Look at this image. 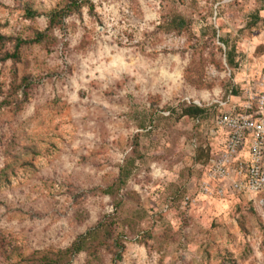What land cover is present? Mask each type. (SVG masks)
<instances>
[{
  "label": "rangeland",
  "instance_id": "obj_1",
  "mask_svg": "<svg viewBox=\"0 0 264 264\" xmlns=\"http://www.w3.org/2000/svg\"><path fill=\"white\" fill-rule=\"evenodd\" d=\"M73 1L0 0L1 36L45 35L0 63V264H264V195L200 186L216 118L264 92V0H87L49 29Z\"/></svg>",
  "mask_w": 264,
  "mask_h": 264
},
{
  "label": "built area",
  "instance_id": "obj_2",
  "mask_svg": "<svg viewBox=\"0 0 264 264\" xmlns=\"http://www.w3.org/2000/svg\"><path fill=\"white\" fill-rule=\"evenodd\" d=\"M259 86L264 90V75ZM245 94L246 101L239 98L216 118L209 131L220 142L200 185L206 194L252 199L264 195V92L247 89ZM231 98L220 105L228 107Z\"/></svg>",
  "mask_w": 264,
  "mask_h": 264
},
{
  "label": "trees",
  "instance_id": "obj_3",
  "mask_svg": "<svg viewBox=\"0 0 264 264\" xmlns=\"http://www.w3.org/2000/svg\"><path fill=\"white\" fill-rule=\"evenodd\" d=\"M79 1L81 2V4L79 3ZM82 1H87V0H75V1H73V5L68 6L67 9L59 11V12H53L50 15L49 29H53L57 26H60L63 19L67 18L72 13V9H79L81 7V5L84 4V2H82ZM27 13H28V16L31 18H33L37 15V12L31 8L27 9ZM263 23H264V21H263ZM172 25H173L175 30H183L186 26V21L183 18H177V20H173ZM44 38H45V35L43 33L38 34L36 39L32 40V41L22 40L21 38H16V39L15 38H8V37L0 35V43L5 44L9 41H15L16 42L15 52L13 54L7 53L6 55H4L2 58H0V63L7 62L9 60H13V61L19 60L20 59V50L24 46H28V45L33 44V43H40L41 41H43ZM228 63L231 65L234 63L232 56H228ZM231 93H232L231 96H233V97H235L237 95V92L235 90H232ZM182 115L185 117H189V118L201 119V118H203V117L205 118V116H207V110L203 109L197 105H191V106H186L183 109ZM139 127L141 129H144L146 126L144 124H141ZM203 152L205 154V158L207 159L206 160V167H205V170H207V168L209 167L211 160L213 158V150H212V148L206 147L205 151H203ZM82 249H83V246L81 243L76 244V252H80Z\"/></svg>",
  "mask_w": 264,
  "mask_h": 264
}]
</instances>
